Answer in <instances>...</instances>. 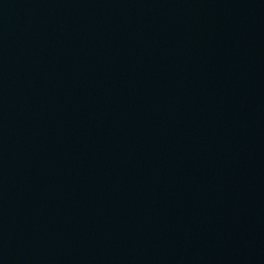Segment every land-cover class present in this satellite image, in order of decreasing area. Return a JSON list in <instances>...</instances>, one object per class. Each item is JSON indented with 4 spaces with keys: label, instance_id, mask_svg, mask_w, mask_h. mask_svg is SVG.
Masks as SVG:
<instances>
[{
    "label": "water",
    "instance_id": "95a60500",
    "mask_svg": "<svg viewBox=\"0 0 264 264\" xmlns=\"http://www.w3.org/2000/svg\"><path fill=\"white\" fill-rule=\"evenodd\" d=\"M0 264H264V0H0Z\"/></svg>",
    "mask_w": 264,
    "mask_h": 264
}]
</instances>
